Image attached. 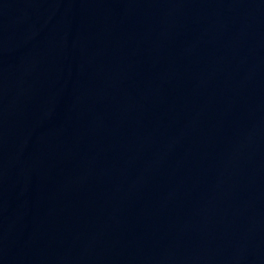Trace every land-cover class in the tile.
I'll list each match as a JSON object with an SVG mask.
<instances>
[{"label":"water","instance_id":"1","mask_svg":"<svg viewBox=\"0 0 264 264\" xmlns=\"http://www.w3.org/2000/svg\"><path fill=\"white\" fill-rule=\"evenodd\" d=\"M0 264H264V0H0Z\"/></svg>","mask_w":264,"mask_h":264}]
</instances>
